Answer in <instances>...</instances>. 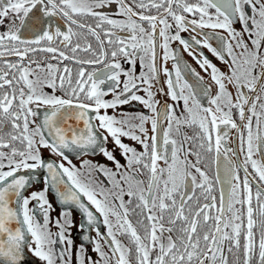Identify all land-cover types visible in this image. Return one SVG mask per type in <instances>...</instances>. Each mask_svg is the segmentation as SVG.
I'll return each mask as SVG.
<instances>
[{"label": "snow or ice", "instance_id": "obj_1", "mask_svg": "<svg viewBox=\"0 0 264 264\" xmlns=\"http://www.w3.org/2000/svg\"><path fill=\"white\" fill-rule=\"evenodd\" d=\"M29 254L264 264V0H0V264Z\"/></svg>", "mask_w": 264, "mask_h": 264}, {"label": "flooded vegetation", "instance_id": "obj_2", "mask_svg": "<svg viewBox=\"0 0 264 264\" xmlns=\"http://www.w3.org/2000/svg\"><path fill=\"white\" fill-rule=\"evenodd\" d=\"M237 27H239V25H237ZM205 31H207V30H205ZM181 35L184 36V37H187L189 34H188V33H181ZM172 47H173V48H176V49H177L178 51H180V52H183V49H182V47L178 44V42H177V43H174V44L172 45ZM205 53L209 55V57L213 60L214 63H216L219 67L223 68V65H221L219 61H216L214 57H211V54H210V53H207V50H206V49H205ZM183 59H184L188 64H190L192 68H195L197 72H200L201 75H204V73L199 69V67L195 64V62L192 60V58L189 57L186 53L183 54ZM171 66H172V63H171V61H169V63H168V67L171 68ZM138 70H139V69H138ZM163 79H164V78H163V75H161V84H163ZM214 92H215V88H213V93H214ZM158 99H160L161 102H163V101H164L165 99H167V98L161 95V96L158 97ZM169 102H170V101H169ZM125 108H127V106H125ZM126 142H127V143H131L130 141H126ZM109 147L111 148V144H109ZM42 151H43V153H44L45 156H48V155H49L48 152H47V150H42ZM70 155H71V154H70ZM118 158H119V156H118ZM93 159H95V160H99L100 162H106V161H104L103 157H101V156H99V155H97V156L94 157ZM74 163H76L75 160H74ZM33 190H35V186H34V189H33ZM53 215L55 216V215H57V213H54ZM74 216H76L75 213H74ZM77 222H78V220H77ZM74 233L77 234L78 231H77L76 229H73V237L76 239V243L79 244V243H80L79 237H77L76 235L74 236ZM93 235H95V233H93ZM73 264H75V261L73 262Z\"/></svg>", "mask_w": 264, "mask_h": 264}, {"label": "water", "instance_id": "obj_3", "mask_svg": "<svg viewBox=\"0 0 264 264\" xmlns=\"http://www.w3.org/2000/svg\"><path fill=\"white\" fill-rule=\"evenodd\" d=\"M76 216H74V219L78 220L79 222V216H78V213H75ZM77 236L79 237L80 236V233L78 232L77 234L74 233V236ZM34 258L31 257V255L29 254V257H28V264H31V261L33 260Z\"/></svg>", "mask_w": 264, "mask_h": 264}]
</instances>
